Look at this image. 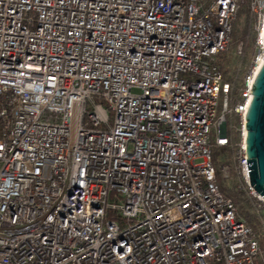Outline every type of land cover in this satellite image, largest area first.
<instances>
[{
	"label": "built area",
	"instance_id": "1",
	"mask_svg": "<svg viewBox=\"0 0 264 264\" xmlns=\"http://www.w3.org/2000/svg\"><path fill=\"white\" fill-rule=\"evenodd\" d=\"M248 42L237 160L262 208L246 116L264 0H0V264H264L211 146Z\"/></svg>",
	"mask_w": 264,
	"mask_h": 264
},
{
	"label": "trees",
	"instance_id": "2",
	"mask_svg": "<svg viewBox=\"0 0 264 264\" xmlns=\"http://www.w3.org/2000/svg\"><path fill=\"white\" fill-rule=\"evenodd\" d=\"M252 35L251 30L247 27L243 32V37L248 39ZM251 44L245 45V55L239 61L240 70L229 76L226 80L230 84V104L231 112L226 115V134L229 144L226 147H217L215 141H211L214 164L218 172V184L222 193L231 198L237 208L238 218L244 221L248 226L252 227L260 237L261 242L264 241V206L251 194L250 190L241 175V165L237 160L238 151L242 143L241 137V119L234 112L238 95L241 89L245 68L248 65V53ZM228 166L231 172V179L226 180L222 177V167ZM231 184V185H230Z\"/></svg>",
	"mask_w": 264,
	"mask_h": 264
},
{
	"label": "water",
	"instance_id": "3",
	"mask_svg": "<svg viewBox=\"0 0 264 264\" xmlns=\"http://www.w3.org/2000/svg\"><path fill=\"white\" fill-rule=\"evenodd\" d=\"M252 95L246 116L249 182L253 190L264 198V64L255 80Z\"/></svg>",
	"mask_w": 264,
	"mask_h": 264
},
{
	"label": "rangeland",
	"instance_id": "4",
	"mask_svg": "<svg viewBox=\"0 0 264 264\" xmlns=\"http://www.w3.org/2000/svg\"><path fill=\"white\" fill-rule=\"evenodd\" d=\"M245 30V29H244ZM244 32V31H243ZM242 38L243 37V33H241V34H236V36H235V38ZM251 44V43H250ZM251 48H252V45H251ZM250 51H251V49H250ZM249 51V52H250ZM238 60H231V62L229 63L230 65H229V67H228V69H227V72H228V75L229 76H232V75H234V73H236V72H238ZM219 114H221V112L219 111ZM231 185V184H230Z\"/></svg>",
	"mask_w": 264,
	"mask_h": 264
}]
</instances>
